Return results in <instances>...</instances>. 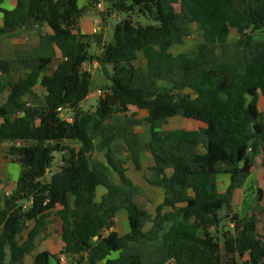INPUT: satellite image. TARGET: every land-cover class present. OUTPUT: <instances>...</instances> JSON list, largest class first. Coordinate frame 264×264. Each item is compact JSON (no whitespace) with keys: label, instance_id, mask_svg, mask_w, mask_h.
I'll return each mask as SVG.
<instances>
[{"label":"trees","instance_id":"16d2710c","mask_svg":"<svg viewBox=\"0 0 264 264\" xmlns=\"http://www.w3.org/2000/svg\"><path fill=\"white\" fill-rule=\"evenodd\" d=\"M4 1L0 36L42 24L52 34L41 36L39 47L19 58L29 73L8 82L11 92L0 106V143H10L8 154L21 168L0 209V264H19L31 254L48 212L56 206L61 207L54 214L61 221L62 250L57 255L41 252L32 264H60L61 255L67 264H264V229L258 232L263 209H255L264 204L262 190L257 189L246 216L239 217L232 207L234 192L251 174L255 158L264 162V111L258 109L260 98L264 100V37L254 40V34L264 35V0H89L85 7H79L80 0H15L11 11L1 8ZM100 1L154 25L135 26L126 19L114 27L109 43L102 34L82 35L84 10ZM192 25L204 34L203 49L189 57L172 55L170 49L183 43ZM231 30L239 35L236 55L228 44ZM91 44L100 50L96 56L88 54ZM55 48L62 62L46 75ZM138 53L144 67L134 65ZM93 60L109 85L93 111H82L79 105L91 86V74L82 66ZM10 70V62L0 57V73L7 77ZM157 81L171 84V92L187 89L190 94L159 93ZM36 85L44 89L42 97L33 93ZM60 107L71 109V123L58 117ZM129 107L147 113L150 137L144 145L131 131L104 125ZM171 117L205 127L159 131ZM116 138L124 141L136 170L141 169V150L153 158L157 179L147 182L170 193L154 216L138 203L142 192L112 152ZM244 149L251 154L241 162ZM55 154L62 155L64 164L46 177ZM167 169L173 171L169 178ZM217 174L230 178L223 193L211 183ZM97 187L106 189L100 201H95ZM120 211L126 213L128 226L122 236L114 230ZM166 223L170 226L163 232ZM147 224L151 227L144 231ZM161 233V243L151 252L137 248L158 240Z\"/></svg>","mask_w":264,"mask_h":264},{"label":"crops","instance_id":"0c3cea01","mask_svg":"<svg viewBox=\"0 0 264 264\" xmlns=\"http://www.w3.org/2000/svg\"><path fill=\"white\" fill-rule=\"evenodd\" d=\"M88 1L89 0H80L79 1V7H85L87 5ZM1 8L4 10H9V11L13 10L15 8V0H5L1 4ZM86 10H84L83 14L85 13ZM98 13L99 12L95 10L94 18H92V19L87 18L86 20L80 19L79 31L82 35H93V30L98 29V27L95 26V24L97 25L100 22V21L96 20V18H95L98 15ZM83 14H82V16H83ZM2 26H3V16L0 13V28ZM51 34H52L51 29L46 24H42V25H35V26L23 25L21 27L14 29L12 32H7V33L0 36V57L2 59L8 60L10 62V67H11L10 73L8 74L7 77L0 73V106H2L7 101L9 94L11 92V88L8 85V82L15 83L20 78H24L26 76V74L29 73L28 68L23 66V64L19 58L21 56L27 55L31 50L38 48L40 45V37L41 36L51 35ZM254 40H255V37H254ZM256 41H260V40H256ZM99 53H100V50H98L96 52V54H99ZM138 61H140L141 66H137V67H144L145 61L142 59L141 53H138V59L136 62H138ZM61 62H62V57H61L59 51L55 48V57L52 58L51 63L48 67V70L45 74L51 75ZM51 68H52V70H51ZM90 74H91V80L94 81L96 84V88H95L94 92H92V96H96L97 90H100L101 88L107 87V86H106V84L103 83L104 80L101 76L95 77L93 75V73H90ZM166 86H168V87H166ZM90 88H91V86H90ZM156 90H157V92L163 93V94H165V93L174 94V95L190 94V91L187 89L183 90V91L171 92V84H166L162 81H157V89ZM33 93H35L36 95H38L40 97H42L45 94L44 89L42 87H40L39 85H36L34 87ZM90 96L91 95L89 94L86 99H88ZM26 99H27V96L24 98V100H26ZM259 102H260V100H259ZM80 105H79V109L82 111H93L95 109V107H92L93 108L92 110H83L80 107ZM146 115H147V113L144 110H138L137 108L129 107L127 112H125L124 114L114 113L108 120L105 121L104 125L105 126L123 127L127 131H131L132 133L137 135L140 145H144L149 141V137H150L149 125H147L144 121ZM0 120H1V118H0ZM204 127H205V124L203 122H196V121L184 119L181 117H171V118H168L166 120V122L158 130L161 132H169V131H175V130H197L199 128H204ZM99 139H100V137L97 136L94 140V143H97L99 141ZM3 143H7V142H3ZM66 143L67 142H65V144ZM0 144H2V143H0ZM7 144L9 145V143H7ZM75 145L76 146H70V145L69 146L77 149L78 144L75 143ZM1 146H5V145L2 144ZM120 148H122L123 151L125 152L124 153L125 156L124 155L121 156L122 154L119 153L118 150ZM8 149H9V146H8V148L6 147V149H5L7 156H9V158H11L12 162H14L13 163L14 165L19 166V164L15 161V157L10 156L8 154ZM111 149H112V152H113L115 158L124 162V168L126 170V176L142 192V197H149L150 199H152V205L154 204L153 211H154V215H155L156 206L159 205L163 201V198L166 195L169 196L170 193L166 192L163 189L155 188L147 182V179H153V180L157 179V175L151 170V168L154 165V161H153L151 154L147 151H144V150H141L139 152V160H140L141 169L136 170L134 164L132 163L128 148L125 146L124 141L122 139L116 138L112 142ZM63 155L64 156L66 155L65 152L63 153ZM94 156H96L95 158H97V160L99 162L104 163V159L101 156H99V155L98 156L94 155ZM94 156L92 158H94ZM63 164L64 163L62 161V155L55 154V160L53 161L51 168L54 169V168L61 166ZM19 169L21 172L20 166H19ZM20 172L17 176V179L20 175ZM172 173H173L172 169H167L165 171V175L168 178L171 177ZM251 173H252V170H251ZM8 175L12 176L10 171H9ZM217 175H219V174H217ZM222 175H226V174H222ZM226 176L228 177L229 183H230L229 176L228 175H226ZM249 177H251V174L249 175ZM249 177L247 178L246 182L248 181ZM17 179H16V182H17ZM1 181L2 180L0 179V185L3 184ZM113 182L115 184H117V182H118V180L115 176H113ZM15 185H16V183H15ZM15 185H14V187H15ZM13 188L11 189V191L13 190ZM217 190L219 192L218 188H217ZM240 190L241 189L236 190L234 192V196H233V200H232V207H233V212L236 215H238L239 217H243V216H246L247 214L250 213V211L252 209L251 205L253 204V200H252V203H250L249 208H248L249 204L244 205V202L242 201V199L239 197H236ZM105 193H106V189H104L103 187H97L96 191H95V201H100L101 197ZM97 196H99V197H97ZM154 197L158 198V201L156 203H155ZM4 199H5V197L0 195V209H2V207H3ZM252 199H254V197H252ZM68 202H69L70 207H72L73 202H74V198L72 195L68 196ZM58 209H61V207L56 206L54 209H52L48 212V214H49L48 218L46 219L44 225L39 230V232H38V234L34 240V250L31 252V254L25 256L23 261L19 264H32L34 257L37 254L44 252V251L49 252L53 255H57L62 250L63 242L61 241V238H60L61 221L54 214ZM239 209H242V213H244V215L241 214V216H240L239 211H237ZM170 210L171 209H169V208H164L163 211L168 212ZM148 214H150V213H148ZM154 215H152V216H154ZM118 217H122L121 220L124 222V229H123V232L121 234L118 232V229H117V225H118V219L117 218ZM117 218L115 219L114 230L117 232V234L119 236H122L128 232L126 213L124 211H120ZM52 223L54 225H56L58 228V233H57L58 236H56V237H55L54 233H51V231L49 230V227L52 225ZM148 225H150L149 226V229H150L151 224H147L144 227V231L149 230V229L145 230V228ZM33 226H34V222L32 221V222H30V228ZM169 226H170V223H166L164 225L163 232L166 231L169 228ZM24 232L26 233L25 237H23ZM24 232L21 235L23 240L26 238V235H27V231L25 230ZM162 233L159 235L158 240L143 244L145 246L150 245V247L147 248L148 250L139 249L140 245H138L137 248L141 251L151 252L161 243ZM47 234H48V237H47L48 240H47V238L45 239V235H47ZM50 235H52V237L54 239L53 241L49 240ZM56 239L58 240L60 245L52 246V243L55 242ZM21 242H19V243H21ZM57 249H59V252L57 251ZM67 263H68L67 259H66V263L60 262V264H67ZM5 264H10V263L6 262ZM50 264H56V262L54 260H51ZM167 264H174V261L169 260V262Z\"/></svg>","mask_w":264,"mask_h":264},{"label":"rangeland","instance_id":"374dc122","mask_svg":"<svg viewBox=\"0 0 264 264\" xmlns=\"http://www.w3.org/2000/svg\"><path fill=\"white\" fill-rule=\"evenodd\" d=\"M100 5L101 8L98 9L97 7H93L92 8H88L85 13L83 14L81 20H86L88 19H92L94 18V12L95 10L98 11V15L95 17L96 20L100 21L97 25L95 24L96 27H98V29H96V32L93 34H102L103 35V39L105 41V43H109L112 39L113 36V29L114 27L126 20V19H130L132 21V23L137 26H150V25H154V23L152 21H150L149 19L138 15L137 13H119L116 12L112 9V7L110 5H108L107 3H104L102 1H100ZM95 9V10H94ZM95 27V28H96ZM204 34L203 32H201V30L196 26V25H192L190 27V33L187 37L184 38L183 43L181 45H175L173 46L170 51L172 53V55H177V54H183L185 56H193L197 53H199L203 47H204ZM255 40H262L264 35L262 33H256L254 35ZM239 35H237V33L234 30H231L229 37H228V44L231 47V49H233V54H237L239 52ZM99 50V48H97L94 44L90 45V48L88 49V54L89 55H94L96 56V52ZM200 62H191V65H196ZM136 66H141L140 61L135 63ZM52 70V68H51ZM109 70V68H108ZM91 73H93V75L95 77L97 76H101L102 70L101 69H97L92 71ZM109 73L111 74V71L109 70ZM102 77V76H101ZM104 84L109 85L108 81H103ZM165 86V85H164ZM168 87V86H166ZM96 88V84L94 81L91 80V88H90V97L88 99H86L85 101H83L80 105V107L83 110H92V107L96 106L97 103V96H92V92H94ZM106 87L101 88L100 90L104 91ZM176 92V91H175ZM174 92V93H175ZM258 109L260 111H264V100L262 98H260V102H259V106ZM168 127V126H167ZM253 130L258 132L259 128L258 125H254L253 126ZM5 145V146H1V145ZM0 144V179L2 180L1 182L3 183L2 185H0V195H2L3 197H5L10 191L11 189L14 187L15 183H16V179L17 176L20 172L19 166L18 165H14L11 160V158H9V156H7L5 149L6 147L8 148L9 145L7 143H2ZM67 145L70 146H76L75 143L73 142H67ZM119 153L122 154L121 156H125V152L123 151L122 148H120ZM251 152L249 149H244L242 150V152L240 153V161L242 162L243 157L250 155ZM241 164V163H240ZM53 168H51L52 170ZM9 171L11 172V175L9 174ZM211 182L214 183L216 185V187L219 189L220 193L225 192L227 186L229 185V179L226 175H215L212 176L211 178ZM261 189L262 190V197L264 200V162H263V158L261 156H257L255 158V160L253 161V167H252V173H251V177H249L248 181L244 184V186L241 188V190L239 191L238 195L236 197H239L242 199V201L244 202V205L249 204L248 208L250 206V203H252V197H255L256 195V191L257 189ZM99 197V196H97ZM155 203L158 201V198H155ZM157 199V200H156ZM98 200V199H97ZM139 204H142L145 209L147 210L148 213H150L151 215H154V204L152 205V199H150L149 197H141L138 200ZM253 206V204L251 205ZM258 207H262L263 211L261 212V215H259V223H258V232L260 234H262V231L264 229V204L263 202H260L258 204V206H256V211L258 210ZM253 208V207H251ZM254 209V210H255ZM241 214L244 215V213H242V209L237 210ZM252 211V209H251ZM248 213V212H247ZM122 217H118V225H117V229L118 232L121 234L123 232L124 229V222L121 220ZM148 225L145 230L149 229ZM49 230L51 231V233H54L55 237L58 236V228L56 225H54L52 223V225L49 227ZM25 232L23 233V237H25ZM48 237V234L45 235V239ZM48 240V238H47ZM49 240L53 241V237L52 235L49 236ZM54 245H60L58 240L56 239L55 242L52 243V246ZM152 245V244H151ZM60 247V246H59ZM150 245H140L139 249L142 250H148L147 248H149ZM50 249V248H49ZM57 251L59 252V249H57Z\"/></svg>","mask_w":264,"mask_h":264},{"label":"built area","instance_id":"2783aa9c","mask_svg":"<svg viewBox=\"0 0 264 264\" xmlns=\"http://www.w3.org/2000/svg\"><path fill=\"white\" fill-rule=\"evenodd\" d=\"M96 7L98 9L101 8L100 3H98L96 5ZM96 30H93V33H95ZM99 68V64L96 60L90 61V62H86L83 66H82V70L85 72H92L94 70H97ZM103 95V91L102 90H97L96 91V96L100 97ZM57 113H58V117L64 121H66L67 123H71L72 122V116H71V109H69L68 107H60L57 109ZM52 174L51 170H47L46 173V177H50ZM61 263H66V258L65 256L61 255L59 258Z\"/></svg>","mask_w":264,"mask_h":264}]
</instances>
